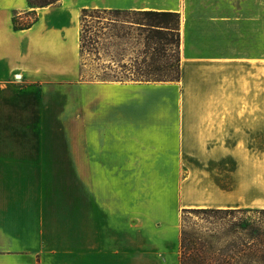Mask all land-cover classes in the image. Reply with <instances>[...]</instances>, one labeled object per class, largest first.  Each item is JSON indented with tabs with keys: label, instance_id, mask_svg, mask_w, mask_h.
<instances>
[{
	"label": "crops",
	"instance_id": "0c3cea01",
	"mask_svg": "<svg viewBox=\"0 0 264 264\" xmlns=\"http://www.w3.org/2000/svg\"><path fill=\"white\" fill-rule=\"evenodd\" d=\"M203 1L184 0L180 81L122 83L80 81V13L177 8L0 0V264H126L129 199L162 213L161 168L171 199L182 169L184 210H264V0ZM55 99H71L70 149L43 145L63 134ZM65 150L69 192L43 173Z\"/></svg>",
	"mask_w": 264,
	"mask_h": 264
},
{
	"label": "rangeland",
	"instance_id": "374dc122",
	"mask_svg": "<svg viewBox=\"0 0 264 264\" xmlns=\"http://www.w3.org/2000/svg\"><path fill=\"white\" fill-rule=\"evenodd\" d=\"M208 1L210 0H204L203 2L207 3ZM211 1L210 3L217 4L220 0ZM145 5L154 9L177 8L175 12L180 17L179 34L174 33L166 36L165 42L169 43V45L166 48L164 47L165 50L161 53H164L163 56L165 55L162 60L166 59V64L168 65H172L176 62V59H179L177 67L179 66L180 69L183 55L184 0H146ZM230 6H232V3ZM236 8L238 10L242 9ZM236 8H233V10L235 11ZM82 12L75 22L79 29V50ZM32 19V17L24 19L22 23L26 26L32 22ZM141 19L139 15L134 13L115 14L113 12L103 13V11H100V13H93V16L89 14L85 19L87 38L86 46L82 53L83 57L79 54L81 82H139L135 81L136 75L133 69L135 60L137 58L139 61L143 59L145 44L152 37L151 33L140 24L143 23ZM65 24L69 25V23ZM123 65L127 67V70L123 69ZM171 73L169 77H173L172 79H175L179 74ZM167 82L178 81L150 83ZM55 100L59 105L57 117L59 118L58 122L61 125L63 134H60L59 138L55 135H43V145L56 142L57 144H63L65 149H70L73 142L71 135V99ZM36 128L37 124H33V134L38 132ZM37 143L38 140L33 139V144ZM63 155L64 159L61 161L62 166L60 168H44L43 173L46 175L51 171L53 172V170L57 171L58 178H63V183L59 184L60 189L58 191L69 192L72 187L71 177L75 174V171L72 167L70 152L65 150ZM159 173L158 181L160 185L157 202H159L162 213L152 218L150 216L151 201H147L144 196V208H140L142 199L138 201L129 199L128 215L125 217V222H123L125 226L122 225V241L127 242L125 249L126 264H181L180 259L182 256L184 258L191 256L198 262L204 259L205 263L212 264V262H218L222 258V254L237 261H249L250 258L246 256L230 254V250L233 247L229 246L251 242L253 226L258 227L264 233L263 211L223 213L185 211L181 207L182 200L180 205L179 198L182 169L175 168V176L173 177L175 181L172 183L175 194L172 199L167 198V193L172 190L169 184V171L167 168H161ZM140 187L143 192L149 190V187L145 184H141ZM61 193L59 192L57 195L59 198ZM241 224L250 226L242 228L239 227ZM183 236L188 237L187 239L192 241L193 244L196 243L198 246H202L200 247L201 250L198 252L191 250L189 252L185 248H181ZM235 263L232 260L230 264Z\"/></svg>",
	"mask_w": 264,
	"mask_h": 264
},
{
	"label": "trees",
	"instance_id": "16d2710c",
	"mask_svg": "<svg viewBox=\"0 0 264 264\" xmlns=\"http://www.w3.org/2000/svg\"><path fill=\"white\" fill-rule=\"evenodd\" d=\"M59 0H29L31 7H46L52 5ZM103 13L113 12L115 14H130L134 13L139 15L142 19L140 23L145 29L151 33L152 37L145 44V50L143 51V59L139 61L137 58L135 60L134 70L136 79L135 81L139 82H157V81H180L181 79V66L177 67L179 59H176V62L172 65L166 64V59L162 60L163 52L169 43H166V36L169 34L178 33L180 30V17L176 12H159V11H125V10H108V9H83L81 22L82 27L80 31V54L83 57V51L86 46L87 30L85 25V19L89 16H93V13ZM32 22L28 25L30 26ZM91 39V38H89ZM152 41V42H150ZM162 47V48H161ZM162 50V51H161ZM123 69L127 70L125 65L122 66ZM174 67V69H173ZM179 73L175 79L169 77V74ZM119 81V80H118ZM123 81V80H121ZM185 211H197V212H240V211H263L264 210H216V209H200V210H185ZM250 225L241 224L239 227L246 228ZM252 241L249 243H239L237 245H230L233 247L230 250V254L246 256L249 259L248 262H241L233 259L232 257L228 258L222 254V258L218 262H212V264H230L231 261H235V264H264V233L258 227H252L251 232ZM188 237H182L181 248H185L187 251H200V247L196 243L193 244L192 241L187 239ZM193 246V247H192ZM227 255V254H226ZM204 259L199 262L190 257H181V264H207Z\"/></svg>",
	"mask_w": 264,
	"mask_h": 264
}]
</instances>
